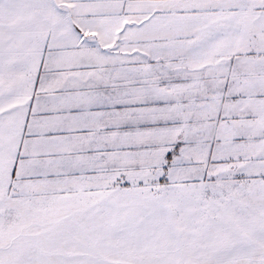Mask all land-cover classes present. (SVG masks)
Here are the masks:
<instances>
[{"label":"snow or ice","instance_id":"1","mask_svg":"<svg viewBox=\"0 0 264 264\" xmlns=\"http://www.w3.org/2000/svg\"><path fill=\"white\" fill-rule=\"evenodd\" d=\"M0 264H264V0H0Z\"/></svg>","mask_w":264,"mask_h":264}]
</instances>
